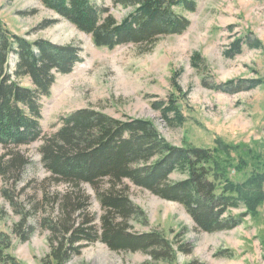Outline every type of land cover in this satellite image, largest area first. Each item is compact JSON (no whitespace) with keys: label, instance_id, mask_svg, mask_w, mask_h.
Instances as JSON below:
<instances>
[{"label":"trees","instance_id":"obj_1","mask_svg":"<svg viewBox=\"0 0 264 264\" xmlns=\"http://www.w3.org/2000/svg\"><path fill=\"white\" fill-rule=\"evenodd\" d=\"M41 1L91 34L96 45L110 48L127 43H153L162 35L182 33L190 20L176 10L180 7L195 10L197 5V0H114L132 8L119 21L109 7L99 6L93 0ZM54 21L47 20L41 26ZM245 44L263 48L261 39L250 33L235 38L225 56L241 54ZM81 54L82 48L74 43L55 44L43 38L29 41L12 32L0 19V145L18 153L10 161H18L21 171L29 159L20 155L19 148L42 140L40 152L45 169L51 180L66 186L64 192L56 195V214L40 219L41 226L49 230L50 243L42 264H71L73 256L97 240L114 251L149 254L150 260L143 264H176L178 252H191L188 242L181 241L175 247L163 231L133 230L131 220L143 216L144 211L130 198L126 181L179 202L198 229L206 232L239 226L264 201V170L253 167L246 172L245 151L241 150L238 158L231 157L228 145L220 139L213 148L175 146L162 136L152 118L127 114L116 117L103 109L83 107L64 115L60 128L46 135L41 125L42 98L51 94L58 74L70 73L82 60ZM192 64L202 68L206 62L195 52ZM179 76L180 72L175 71L174 91L166 99L153 103L170 126H182L188 120L180 103V97L187 96V92L178 83ZM25 79L30 84H25ZM262 82L240 78L205 84L217 91L237 93L256 88ZM252 158L264 166L260 154ZM244 172L246 178L237 179ZM174 173L185 178L174 181L171 179ZM85 185L95 189L102 205L100 227L88 212L90 196L84 191ZM243 207L248 210L239 215L232 213L233 209ZM14 230L25 241L35 227L23 215ZM11 246V236L0 229V260L22 264L9 251ZM220 254L227 256L224 251Z\"/></svg>","mask_w":264,"mask_h":264},{"label":"rangeland","instance_id":"obj_2","mask_svg":"<svg viewBox=\"0 0 264 264\" xmlns=\"http://www.w3.org/2000/svg\"><path fill=\"white\" fill-rule=\"evenodd\" d=\"M93 2L109 7L119 21L132 11L130 6L114 0ZM196 3L195 10L181 7L176 10L190 20L184 32L162 35L153 43H127L110 48L96 45L91 34L41 0H0V19L12 32L29 41L43 38L82 48V60L70 73L58 74L51 94L42 98L44 133H55L64 115L92 106L116 117L127 114L152 118L162 136L175 146L213 148L220 139L228 145L231 157L238 158L240 151H245L246 172L253 167L264 170L261 162L252 158L260 154L264 160V0H197ZM47 20L55 21L41 26ZM250 33L261 39L263 48L245 44L241 54L225 56L235 38ZM195 52L205 59L202 68L192 64ZM175 71L180 72L177 81L187 92V96L180 97L188 118L182 126L168 125L153 105L174 91ZM240 78L263 82L237 93L217 91L205 84V81L221 84ZM24 83L28 85L30 80L25 79ZM41 145L42 140H38L19 148L20 155L29 159L21 171L18 161H10L18 153L0 145V229L11 236L9 251L22 264H42L50 251L49 230L41 226L40 219L56 214V195L66 187L51 180L42 163ZM246 172L237 179H245ZM183 178L179 173L171 176L174 181ZM126 184L130 198L144 211L143 216L131 220L134 231L160 230L173 240L175 247L181 241L192 246L191 252H178L176 264H264V201L239 226L206 232L198 229L179 202L164 199L131 181ZM84 191L90 196L88 212L100 227L103 208L96 191L90 185H85ZM247 210L243 207L233 209L232 213L239 215ZM23 215L35 227L25 241L14 230ZM222 251L227 256H221ZM148 260L150 255L145 252L114 251L97 240L84 246L70 263L143 264ZM0 264L8 263L0 260Z\"/></svg>","mask_w":264,"mask_h":264}]
</instances>
